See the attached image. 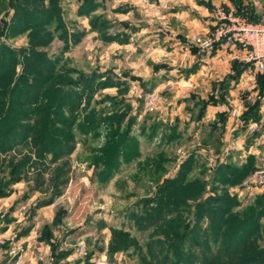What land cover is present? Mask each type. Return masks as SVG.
I'll return each instance as SVG.
<instances>
[{
	"label": "rangeland",
	"instance_id": "374dc122",
	"mask_svg": "<svg viewBox=\"0 0 264 264\" xmlns=\"http://www.w3.org/2000/svg\"><path fill=\"white\" fill-rule=\"evenodd\" d=\"M220 10L264 23V0H0V264H202L246 216L264 264V136L187 82Z\"/></svg>",
	"mask_w": 264,
	"mask_h": 264
},
{
	"label": "crops",
	"instance_id": "0c3cea01",
	"mask_svg": "<svg viewBox=\"0 0 264 264\" xmlns=\"http://www.w3.org/2000/svg\"><path fill=\"white\" fill-rule=\"evenodd\" d=\"M236 50L234 48H230L224 43L218 46L217 50L213 54H209L202 59V67L188 78L187 82H194V78H200L203 74V84L202 89L207 93L203 96V98H208L212 93L221 92L220 82L225 79L227 75L233 72L232 61L234 59V54ZM235 52V53H234ZM205 63H209L208 66ZM259 74L251 70L250 67H247L244 72L241 74L238 81H233L225 93V101H218L216 104H209L207 110L216 109L215 112L221 113L225 112L227 108L234 107L237 110L236 115H233V110L226 112L228 117L226 121V130L225 134L231 132L230 134H236L241 137L247 134V147L251 150L257 143L258 138L263 137V133L260 136L253 139V133L255 131H259V125H264V98L261 99V106L259 110L260 119L259 120H251L248 125L245 124L244 119L242 118V114L246 111L249 105L254 104L258 98L259 91L258 88L255 89L254 81L256 80V86L259 87ZM195 79V80H196ZM196 85L193 83L191 86H194L196 89ZM201 87V86H200ZM242 122L241 124L239 122ZM232 122L233 125H232ZM249 134V135H248ZM249 153H252L250 151ZM258 187V186H257ZM258 192L263 191V186H259Z\"/></svg>",
	"mask_w": 264,
	"mask_h": 264
},
{
	"label": "trees",
	"instance_id": "16d2710c",
	"mask_svg": "<svg viewBox=\"0 0 264 264\" xmlns=\"http://www.w3.org/2000/svg\"><path fill=\"white\" fill-rule=\"evenodd\" d=\"M223 43V41H219L216 42L213 45V51H216L218 46L221 45ZM249 66L248 63L243 62L240 59H234L232 61V68H233V72L230 73L229 75H227L225 77V79H223L220 82V89L221 92H219V95H216V93H212L207 100H204L205 102V107H207L209 104H216L218 101H225V93L226 91H228L231 83L233 81H238V79L240 78L241 74L244 72V70ZM8 74L3 75L1 78H6ZM1 80V79H0ZM8 94L13 92H16L18 89H8ZM264 98V71L261 72L259 74V97L257 98V100L255 101L254 104L249 105L248 109L246 111H244V113L242 114V118L245 121V124L248 125L250 123L251 120H259L260 119V115H259V110H260V106H261V99ZM26 118L30 119V120H34V115H30V114H26ZM218 117L220 119V123L222 124V127L226 124L227 121V113L226 112H221L218 114ZM261 133L260 131H255L253 133V139L257 138L258 136H260ZM251 161H253L254 156L251 155ZM252 163H248V164H243L241 167H237V166H230V173H234V176H240L243 177L245 174H247V172L249 171V169L251 168ZM226 169H228V165H226L225 168L220 169L221 172L225 171ZM253 169V167L251 168V170ZM259 202H258V207L257 209H255V211L252 212L251 218L252 221H256L257 223H259V220L263 218L264 216V193L259 195ZM236 218V217H235ZM249 218L243 217L242 219H238L237 218V225L236 226H231L229 227V235L227 237V241L226 244L222 247L218 246V249L215 253H212L214 251H212L208 257V261H206L205 263L202 264H209L212 260H214L216 258V256H219L220 260L218 261V264H240V255L239 253L241 251H243L244 249H247V245L244 243H240V237L239 235L243 236V238H246V231H245V226L248 223ZM230 221V220H228ZM226 221V222H228ZM260 224V223H259ZM259 224L257 225L256 230L253 231V236H256L258 234V229H259ZM215 234H217L219 236V242H222L221 240H223L222 238H225L226 233H224V231H216ZM256 234V235H254ZM253 241H255V239H260L259 236L253 237ZM252 249L255 252H262L264 250V248L261 249V245L260 243L255 244L254 242L252 243ZM234 248V250H233ZM252 250V251H253Z\"/></svg>",
	"mask_w": 264,
	"mask_h": 264
},
{
	"label": "built area",
	"instance_id": "2783aa9c",
	"mask_svg": "<svg viewBox=\"0 0 264 264\" xmlns=\"http://www.w3.org/2000/svg\"><path fill=\"white\" fill-rule=\"evenodd\" d=\"M195 41L207 48L212 47L217 41H223L228 47L235 48L236 52L241 51L242 55L236 53L234 58L248 63L252 72L264 71V23H250L239 16H232L220 10L219 22L214 32L204 38L195 37ZM236 113L237 110L234 109L233 114ZM255 181L264 185V168L257 170L245 184Z\"/></svg>",
	"mask_w": 264,
	"mask_h": 264
},
{
	"label": "water",
	"instance_id": "95a60500",
	"mask_svg": "<svg viewBox=\"0 0 264 264\" xmlns=\"http://www.w3.org/2000/svg\"><path fill=\"white\" fill-rule=\"evenodd\" d=\"M178 38H180L182 41H186L187 40V37L182 35V34H179Z\"/></svg>",
	"mask_w": 264,
	"mask_h": 264
}]
</instances>
